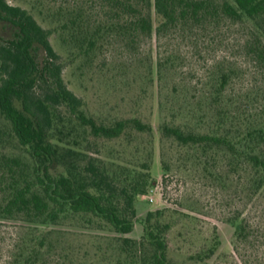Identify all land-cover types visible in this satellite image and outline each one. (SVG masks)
Wrapping results in <instances>:
<instances>
[{"label": "trees", "instance_id": "16d2710c", "mask_svg": "<svg viewBox=\"0 0 264 264\" xmlns=\"http://www.w3.org/2000/svg\"><path fill=\"white\" fill-rule=\"evenodd\" d=\"M37 2L51 12L53 29L28 9L0 0V25L7 34L0 35V218L39 225L80 218L117 234L112 241L120 256L112 264H176L167 239L172 224L164 222L169 209L148 213L141 240L127 237L149 176L138 174L128 187L100 157V141L152 135V124L140 116L106 122L91 115L68 87L66 62L51 42L60 32L75 50L72 59L88 60L105 45L134 53L155 38L157 60L148 76L152 83L157 79L161 111L173 116L161 123V138L192 149L204 165L220 152L234 172L242 168V205L226 217L234 228L233 264H264V104L255 112L244 110L242 97L230 92L241 75L236 59L225 57L202 69L187 65L200 58L195 33L226 21L251 25L242 47L264 67V0H58L53 7ZM10 144L16 149L8 151ZM211 159L215 164L218 156ZM142 166L149 170L147 161ZM162 168L168 173L172 164L163 160ZM214 233L212 244L190 260L208 264L217 254L221 241ZM36 248L27 245L31 264Z\"/></svg>", "mask_w": 264, "mask_h": 264}, {"label": "rangeland", "instance_id": "374dc122", "mask_svg": "<svg viewBox=\"0 0 264 264\" xmlns=\"http://www.w3.org/2000/svg\"><path fill=\"white\" fill-rule=\"evenodd\" d=\"M7 1L28 9L45 28L55 27L51 12L46 6L40 7L37 0ZM45 1L53 7L58 0ZM153 19L157 25L159 18L154 12ZM209 29L195 33L199 44L195 52L200 58L187 61V65L196 64L202 69L225 57L236 59L241 75L229 90L242 97L244 110L257 111L264 104V67L251 60L241 42L251 32V25L222 21L215 30ZM0 35L7 36L1 25ZM51 42L66 62L64 78L68 87L83 99L91 115L106 122L140 116L154 128L152 135H138L132 141L99 142L100 157L113 165L128 187L138 180V174L149 176L145 194L136 198L134 229L127 237L141 240L148 213L169 209L164 222L172 224L167 239L169 256L176 264H200L190 258L212 244L215 231L221 246L207 263L233 264L234 228L226 217L236 205H242L244 171L230 169L229 158L223 153L212 154L210 162L204 165L192 149L178 148L176 143L162 140L159 127L164 119L171 121L173 116L161 111L157 79L152 83L148 76L157 60L155 38L145 41L134 53L119 44L105 45L88 60H73L75 50L60 32L52 34ZM194 79H201L200 73ZM8 146V151L16 149L14 144ZM217 156L214 164L211 158ZM163 160L172 164L168 173L163 171ZM145 161L149 170L142 166ZM36 237H43L42 248L38 247ZM115 237L117 234L109 228L88 224L80 218L51 225L0 218V264H31L27 262V245L34 244L35 264H112L120 256L112 241Z\"/></svg>", "mask_w": 264, "mask_h": 264}]
</instances>
